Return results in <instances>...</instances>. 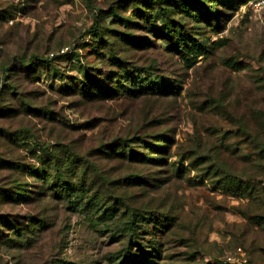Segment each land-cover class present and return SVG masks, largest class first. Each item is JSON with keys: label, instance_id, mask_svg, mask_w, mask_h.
<instances>
[{"label": "rangeland", "instance_id": "374dc122", "mask_svg": "<svg viewBox=\"0 0 264 264\" xmlns=\"http://www.w3.org/2000/svg\"><path fill=\"white\" fill-rule=\"evenodd\" d=\"M197 1L0 0V264H125L131 253L132 264H229L239 249L264 264V0H201L209 22ZM160 135L171 147L152 154L143 142ZM125 140L140 154L133 165L113 156ZM56 144L78 173L68 185L90 169L89 195L100 186L137 217L171 213L173 232L138 219L129 234V211L103 222L60 201L28 173L52 172ZM92 166L110 191L90 184ZM24 184L45 198L13 201Z\"/></svg>", "mask_w": 264, "mask_h": 264}, {"label": "trees", "instance_id": "16d2710c", "mask_svg": "<svg viewBox=\"0 0 264 264\" xmlns=\"http://www.w3.org/2000/svg\"><path fill=\"white\" fill-rule=\"evenodd\" d=\"M215 2L222 4L223 1L222 0H216ZM196 3L203 5L201 9H204V5L205 3H203L201 0L197 1ZM152 4H154V2H152ZM204 13L202 14L203 19H205V21L209 22L212 17H214L213 13L208 10V9H204L203 10ZM164 29H163V34L169 39V44L170 45H174L176 50L178 52H182V46L180 44V42H176V31L173 30L172 28V24L168 23L164 25ZM162 34V35H163ZM129 38H131L133 41L136 39L134 36H130ZM68 55V56H66ZM63 57H71L72 59V63H76L77 59H76V54H74L73 52L71 54H66ZM57 59V58H55ZM38 61L40 63H47L46 60L44 59H38ZM48 61V60H47ZM120 68L122 66V62H120L119 64ZM134 81V78L129 81L130 83H132ZM131 96H136L135 93H131ZM260 124H259V149L260 152L262 153V157L264 158V113H262L260 115ZM157 137V140L154 142V144L152 143H147V142H143L144 145H149L152 148V154L154 153H162V152H168L169 148L171 147V139L167 138V136H155ZM162 138L167 139V145L165 146V148H161L160 146L157 145V143L159 141H161ZM134 139H137L134 138ZM131 140H125L123 141V143L119 144L118 149L120 148L122 150V152H115V154H113V156H117L120 160L121 163L123 164H128V165H133V163H137L136 161H138L140 154H138L137 152H135L134 150H130L131 145L129 144ZM142 141V139H141ZM60 146V145H59ZM57 149H59L57 147V144L55 145V147L52 148V151L50 152V155L52 154L54 161L52 162L51 166L49 167V169L52 170V172H48V170H45L43 167L39 168L37 171L33 170V169H29L28 173H35L34 177L37 179H40V183L44 184V185H50V189H52L53 193L56 194L57 198L60 199V201H66L68 204L77 206V205H81L84 208H87L88 210H95L96 214L95 215H99L98 219L102 220L103 222L110 220V219H114L116 218V216L118 215V219H121L123 217H125L127 214V211H129V213L131 215H129V220L125 223V229L126 232L129 234L134 233L137 230V227H140L138 224V219H142L145 220L147 222H150V224L152 223H157L159 225V227L161 225H163V228H165V233L164 230L160 229V231L158 232L159 235H168V233L173 232L172 227H173V222H174V218L173 217H169L168 215H170L171 213H148L146 216H141V217H137L134 216L135 212L138 213V211H136L135 209H133L132 205L130 204V202H128V200H124L123 197L120 196H115L114 193H112L113 196L111 197V200L105 202L103 200V197L100 196V191L101 188L100 186L97 187L96 192H94L92 195H89L91 192L88 190V188H86V179H88L87 177L88 174L90 173V169L83 171L82 173V177L81 179L78 180L79 184L77 186H71L68 185L69 183V179H71L72 177H77L78 173H75L73 170L75 168V166L73 165L74 163L72 162V160L70 161V159H65L64 161L61 159L62 156H58L57 154H54V152L57 151ZM116 147H114L112 150H115ZM116 149V150H118ZM141 164L143 165H149L148 162H158V161H154L152 158H146L145 156H141ZM160 160V159H159ZM24 165V166H23ZM23 165H18V168L23 169L24 167H26L27 165L23 164ZM129 167V166H128ZM92 169H94L95 174H93L94 179H97V181L95 180H91L90 184L91 185H95L96 183L101 185L103 184L102 188H108L109 191L111 190L110 187L106 186L107 182L103 181L100 182L99 179V175L100 173H98V171L96 172L95 167L92 166ZM178 174V173H177ZM72 176V177H71ZM142 176L139 173L133 174L132 176V180L134 181V183L140 184L143 183V180H141ZM101 183V184H100ZM112 184L111 182H109V185ZM26 186H28V184H24L22 186H18V192L15 193V196L13 197H18L17 199L13 198V201H18V203L20 204H30L33 203V201H38L41 199L45 198V195H41V193H37V191L33 188H31L30 190L25 188ZM249 186V185H248ZM30 187V186H29ZM239 187V185H238ZM54 189V190H53ZM243 191H245L246 193H253V190L251 189V187H248V189H244ZM109 202H111L109 204ZM158 218V219H155ZM256 219V218H254ZM165 225H164V223ZM4 225L7 227H10V230H15V229H19L18 233L20 235H24L26 232H22V226H15L13 227L14 223L9 222L8 220L5 221ZM22 225V224H21ZM131 240V239H129ZM159 245V253L161 252L160 249V244ZM151 253H157V249L155 247H152V251ZM145 255H148V253H146ZM129 260L125 261V264H132L134 263V261L136 260V256H133L131 253V256L128 255ZM124 263V262H123ZM148 263H152L151 261H149Z\"/></svg>", "mask_w": 264, "mask_h": 264}, {"label": "built area", "instance_id": "2783aa9c", "mask_svg": "<svg viewBox=\"0 0 264 264\" xmlns=\"http://www.w3.org/2000/svg\"><path fill=\"white\" fill-rule=\"evenodd\" d=\"M62 53L71 54L72 50L69 48H66L62 51ZM237 252L238 254H230L229 256H227L226 262L229 264H247V259L245 258V254L243 253V251L239 249Z\"/></svg>", "mask_w": 264, "mask_h": 264}]
</instances>
